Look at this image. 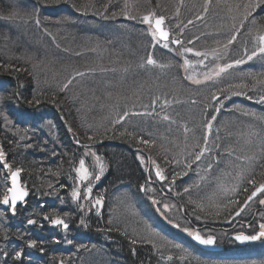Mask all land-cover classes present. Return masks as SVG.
I'll use <instances>...</instances> for the list:
<instances>
[{
  "label": "trees",
  "instance_id": "16d2710c",
  "mask_svg": "<svg viewBox=\"0 0 264 264\" xmlns=\"http://www.w3.org/2000/svg\"><path fill=\"white\" fill-rule=\"evenodd\" d=\"M28 8L33 11L32 17L40 21L38 25L55 33V44L50 41L45 45L47 57L29 59L14 51V44L0 32V151L4 161L0 159V264L177 262L178 257L169 251L174 244L163 239L159 230L147 222L150 211L139 201L143 197L142 189L149 185L140 159L154 161L162 169L165 167L166 178L171 183L174 180L177 189L184 182L185 174L180 171L177 153L167 136H156L129 116L123 120L126 111H142L152 99V92L159 90L128 94V104L123 111H115L117 107H124L115 95L112 103L116 105L111 104L110 108L115 115L104 112L97 116L95 103L98 98L90 91L107 84L103 80L105 73L99 82L94 79V69L99 67V62L105 61L88 52L97 38L103 42L107 36L105 31L83 29L93 23L99 27L105 23L127 25L130 29L126 35L120 31L122 34H117L115 39L126 38L133 42L128 51V74L148 73L138 70L143 57H150L171 69L176 65L179 86L184 87L177 92L181 101L187 99L184 98L185 88L191 90L187 89L191 93V103H197L200 110L211 97L216 96L222 103L227 97H237V102L226 105L219 115L216 124L220 140L223 125L229 122L243 124V129H251L259 136L261 126L254 119L243 120L250 113L264 121V102H260L264 84L257 83L264 80V55L247 60L245 50L248 55L258 51L257 37L264 35V0H211V3L208 0H0V24L12 22L17 13L23 14L22 17L30 16ZM149 13L164 17L169 26H178L183 45L191 49L193 56L206 58L208 66L212 67L207 59L219 56L225 64H234L236 60L245 62L215 88L211 87L212 94L209 89L188 86L182 78L183 66L174 63L171 55L152 49L149 35L136 27ZM76 29H79L77 39ZM89 34L87 38L91 41L88 43L85 35ZM233 35L236 39L229 44ZM42 59H48L51 65L46 76L39 68ZM109 69L114 70L110 83L126 87L128 80L118 78L121 67L110 65ZM77 79L85 80L81 90L74 87ZM139 84L147 85L144 81ZM132 87L127 90L131 91ZM237 92L242 94L236 95ZM97 102L105 103V97L99 96ZM197 132H194L195 139L203 141ZM142 139L150 143L142 144ZM98 144L96 148L84 147ZM196 146L193 148L199 152L200 147ZM259 152V160L242 179L235 196H220L219 190L213 198L206 192L196 196L189 193L182 196L185 200L180 202L184 213L193 220L196 218V225L201 227H216L232 219L252 191L264 183V144ZM96 156L107 167L106 176L94 194L96 199L103 198L101 210L92 207L81 212L79 202L72 196L76 171L81 160L88 157L94 161L92 157ZM5 165L11 166L9 171L21 169L22 184L29 194L24 206L13 213L2 208V197L10 188V174ZM213 178L217 180L218 175ZM214 197H218L217 200ZM246 215L247 212L243 218ZM57 217L64 219L68 229L52 227L51 220ZM29 220L36 223L29 224ZM133 240L136 243H132ZM31 241H36L35 247L30 246ZM67 243L70 244L68 248ZM17 252L22 253L19 259H16Z\"/></svg>",
  "mask_w": 264,
  "mask_h": 264
},
{
  "label": "rangeland",
  "instance_id": "374dc122",
  "mask_svg": "<svg viewBox=\"0 0 264 264\" xmlns=\"http://www.w3.org/2000/svg\"><path fill=\"white\" fill-rule=\"evenodd\" d=\"M27 12L30 13V16L28 17H22L23 14L17 13L13 20L14 22L4 21L0 24V32H4L5 35H7L6 39L14 44V51L20 52L22 56L29 59H35L38 57L43 58V55L47 57L48 52L44 50V48L50 41L55 44L53 38L55 33L52 31L50 33L46 31L43 26L38 25L36 20L32 17L33 11L31 9L28 8ZM154 20L155 19H153V21ZM136 27L140 28L143 33L146 32L149 35L151 40L150 46L152 49L161 50L167 56L171 55L170 57L174 58L172 60L175 61L174 63H180L181 66H183V70H181L182 78L190 87L209 89V93L212 94L210 88H215V85L220 83L223 79L228 78L229 74H232L240 65L234 63L231 68L227 69V71L220 72V74L217 75L216 73L219 71V68L228 65V63H223V58H220V56L217 58L212 57V59H207L208 63L212 66L210 67L205 64L206 58L193 56L191 51H187V48L183 45L181 32L178 26H169L166 24L165 20V28L169 30L171 34V40L168 43H162L157 38V35H152V32L154 31L153 23L152 25H149L140 21ZM96 29L101 33H104L105 31L107 37L103 42L97 38L95 43L91 44L92 46H90L88 54L97 56V58L103 57L105 62H99V67L94 69V79L96 82H99L103 78V73H105L103 80H106L107 84L90 91L93 96L98 99L99 96L103 95L106 101L105 103H98V99L96 100L95 114L99 116L100 114L107 112L106 114L109 116L115 115V112L110 109L112 105H116L112 103V99H115L116 97L115 95H117L118 101L124 105L122 109L117 107L115 111H123L127 107L128 96L134 92L139 90L146 91L147 89L159 90L158 92H152V99L142 111H136V113L126 111L124 114L126 117H123V120L129 116V118H133L136 122L138 121V123L144 125L146 130H150L152 133L156 134V136H167V140L171 141L169 144L173 145L171 148L177 153L176 161L180 163V171L185 174L184 182L181 183L182 185L180 189H177L176 182L171 183L169 182L170 179L166 178L167 170L165 167L162 169L161 165L159 166L156 163H152L151 160L149 164L148 159L145 161L140 159L142 166L148 174L149 181V185H145L144 189H142V199H139L141 203L143 202L144 206H147L148 211L151 212H149L147 222L152 227H155L156 230H159L158 232L163 236V239H167L174 244V247H171L169 251L178 257L177 262L167 264H264V237H261L251 245L244 246L246 248L241 247L243 249H240V246L233 239L235 244L239 247L234 246V244L229 242V248H231L229 252L222 255V257H209L205 253L200 252V250L198 251L197 247L195 248L190 240L192 237L190 233L195 232L191 228V223L196 225L197 223L195 220L197 219L194 217L195 219L193 220L188 217L184 213L185 211H183V207L180 204L181 201L185 200L182 196L189 193H191L192 196H196L199 193L206 192L209 197L213 198V195L219 190L220 192H218V194L220 196H235L238 192L239 185H241L242 179L245 178L250 170H252L254 164L261 156L259 151L260 146L264 144V121L260 118H256L250 113L246 114L247 116L244 117L243 121L254 119V121L261 126L262 130H258L259 136L251 129H243V124L241 126L238 122L234 124L229 122L228 124L223 125L224 131L222 133L221 141L220 136H217L219 126L216 123H218L219 115L224 107L231 102H237L236 96L227 97L224 103L219 102V99L216 98V96L211 97L209 103L200 110L197 103H191V93L189 92L191 90L187 88L189 90L187 91L185 88L184 98L187 99L181 101L177 92L179 90H184V87L179 86L176 65L172 67L174 69H171V67L163 66L164 63L157 61L155 64H148V59L143 57L144 59L142 58L139 62L138 70L142 72L148 71V73H136L130 75L126 72L128 67L127 58L129 48L133 47V42L126 38L115 39V36L121 32H125L124 35H126L130 28L127 25L115 26L113 23H105L104 26L99 27L97 23H93L86 25L83 31H96ZM78 32L79 29H76L74 34L75 39H77ZM85 36V41L89 43L91 40L87 37L91 35L89 34ZM11 37L13 40H10ZM79 37L82 36L80 35ZM172 41H179V43H176L175 45V48H178V50H172L170 46ZM81 42H83V40H81ZM165 44L168 46L164 47ZM258 47L259 40L257 48ZM63 55L66 54L63 53ZM66 56L69 57V55ZM113 58H115L116 61H112ZM80 60L82 61L83 58ZM40 61L41 65L39 68L41 69L42 74L46 76L45 73H48L51 70L50 62L48 59H42ZM185 61L188 63L186 64ZM110 65L121 67V70H119L118 73V78L120 80H128V83L125 84L126 87L123 85L119 86V84H115L114 86L110 83V80L112 81V76L114 75V70L109 69ZM206 76L210 77V79H205ZM195 80H200L201 83L197 84L194 82ZM142 81L146 82L147 85H140L139 82ZM83 82H85L84 79L75 80L74 87L81 90ZM151 83L153 84L150 86ZM130 86H134L131 88V91L127 90ZM125 95L127 97H125ZM253 106L254 105L252 104V107ZM257 106H259V104ZM199 117L202 118L198 120ZM213 117H215V119H213ZM208 124H211V129L207 127ZM249 125L250 123L247 126ZM247 126L245 127L247 128ZM196 130L198 131L197 134L199 139H202L203 141L195 139L196 134L194 132H196ZM194 145L200 147L199 152L195 151L193 148ZM99 146L100 144L84 147L96 148ZM226 151L227 154H225ZM201 152H203V155L200 156V159H195L196 155ZM92 158L94 161H90L88 157L83 159L84 166L90 174L87 179H80L81 174L78 172L80 164L76 171L77 180L74 191L80 193V198H73L75 201L79 202L81 212L83 210L89 211L92 207L93 209L101 210L102 206V204L100 206L95 205L96 198L94 194L96 189L101 186L106 176L107 167L102 163L104 170L101 172V162H97L94 157ZM190 162L192 166L191 168H188L187 166ZM157 165L159 166V171L163 177H165L162 181L163 185L160 186L162 192L159 191V195L154 184L162 183L154 173V168L157 169ZM7 173L11 174V171H7ZM96 176H99V179H96ZM213 176L216 177L217 180H214ZM88 187L92 188L90 195L87 193ZM167 188L170 189L169 192L166 191ZM185 188H187L188 191H185ZM167 197L176 198L179 204ZM215 198L218 197H214V200H217ZM261 200H264V198H257L255 200L256 202L253 201L244 210L240 217L230 219L226 224L230 225L233 222L241 221L245 212H247V215L244 218L252 217L256 208H262L264 206V203L260 202ZM207 203L209 204V202ZM251 205L252 207L249 208ZM240 209L237 212H239ZM256 221L258 229L255 235L260 231L259 225L264 223V211L257 214ZM126 224H128V221H126ZM160 228L162 229L160 230ZM185 229H187V231H185ZM232 245L234 247H232ZM69 246L70 244L67 243L66 247L68 248Z\"/></svg>",
  "mask_w": 264,
  "mask_h": 264
},
{
  "label": "snow or ice",
  "instance_id": "6c2138e0",
  "mask_svg": "<svg viewBox=\"0 0 264 264\" xmlns=\"http://www.w3.org/2000/svg\"><path fill=\"white\" fill-rule=\"evenodd\" d=\"M208 3H211V0H208ZM205 11H207V8H205ZM153 19H155V25H154V31L152 32L153 36H156L157 33H159V36H161L164 40H167L169 38V33L164 31V29L162 28V25L164 23V17H156L155 13H149L148 15H145L143 17V22L152 25L153 23ZM244 19H247V16L244 17ZM191 22V21H190ZM36 23L39 24L40 21L36 20ZM253 23H255V21H253ZM241 27H243V24H241ZM236 39V36L233 35V37L228 41L229 44H231L234 40ZM257 39L259 40V47H258V51L254 50L251 55L247 54V50H245V55L247 56V60H252L253 57L258 56V55H264V35H259L257 37ZM176 43H179V41H176ZM168 45L165 44L164 47H167ZM225 47H227V45H225ZM187 51H191V49H187ZM197 55H202L201 53H196ZM244 60H236L235 64L239 65L241 63H244ZM148 64H155L156 61L151 59L150 57L147 60ZM185 63L187 64L188 62L185 61ZM232 64H228L225 65L223 67L219 68V71L216 73L217 75L220 74V72H224L227 71V69L231 68ZM82 75V74H81ZM191 79V77H190ZM205 79H210V77L206 76ZM195 83L199 84L201 83L200 80H195ZM257 83L260 84H264V80H260L257 81ZM65 87H67V85H65ZM242 87H246V85H243ZM236 95H241L242 93H235ZM2 99V98H0ZM36 103H39V100L35 101ZM260 102H264V96L260 97ZM218 111V109H217ZM213 119H215V117H213ZM207 127L209 129H211V124H208ZM91 139V138H90ZM140 143L142 144H149L150 142L148 140H141ZM95 155V154H93ZM203 155V152L199 153L196 155L195 159L199 160L200 156ZM3 158V152L0 151V159ZM97 162H100L101 158L99 156L95 157ZM153 163H155L153 161ZM5 167H11L10 165H5ZM188 168H191V164H189L187 166ZM157 172L156 175L159 176L161 179H164L165 177H163V175L161 174V172L159 171V166L157 165ZM104 170V166L102 163H100V171L103 172ZM21 169H16V171L14 173H12V187L7 189V192L3 195L2 197V203L9 205L12 209L13 212H15V207H16V203L17 201H23L25 199V197L28 195L27 191H25L23 188L17 186V182H16V178L19 176ZM78 172H80V179L84 180L87 179L88 176L90 175L87 171V169L84 166V161L81 160L80 161V168L78 169ZM177 175H179V173H177ZM96 179H99V176H96ZM173 182H175L173 180ZM185 191H188L187 188H185ZM92 192V188L88 187L87 188V193L90 195ZM257 193H264V184H261L258 188H256L254 191H252L251 195L248 197V200H251L252 197L256 196ZM72 196L76 199L80 198V193L78 191H73ZM103 198L99 197L95 200V205L96 206H100L102 204ZM261 203H264V200L260 201ZM235 203V202H233ZM167 207V206H165ZM240 211H243V208L240 209ZM237 215H239V212L236 213ZM45 219L47 220L48 217L45 216ZM29 224H35L36 221L35 220H29L28 221ZM51 223L54 225H59L62 226L64 229H68L69 225L67 223H65L64 219L62 218H55L53 220H51ZM81 223H83V221H81ZM260 231L258 232V234L256 235H244V234H239L235 237L236 240L239 241H252V240H257L260 239L261 237H264V223L259 225ZM185 231H187V229H185ZM190 235H192L197 241H199L201 244H205V245H212L215 243V238L212 236H208L207 238L202 237L198 232H193L190 233ZM132 243H136L135 240L132 241ZM31 247H35L36 246V241H31L30 243ZM22 253L17 252L16 253V259H19L21 257Z\"/></svg>",
  "mask_w": 264,
  "mask_h": 264
},
{
  "label": "flooded vegetation",
  "instance_id": "af4514ba",
  "mask_svg": "<svg viewBox=\"0 0 264 264\" xmlns=\"http://www.w3.org/2000/svg\"><path fill=\"white\" fill-rule=\"evenodd\" d=\"M147 176H148V174H147ZM154 184H155L156 188H158V190L160 192H162V190H161L162 188L160 186L163 185V182L162 183H157V184L154 183ZM166 191L169 192L170 189L167 188ZM167 198L168 199L170 198L175 203H178L177 199L174 198V197H172V198L171 197H167ZM261 198L262 199L264 198V194H262L259 197V199H261ZM252 205L249 208H251ZM262 211H264V206L262 208L261 207L256 208L252 217H250V218H241V221H239V222L238 221L237 222H233L230 225L229 224H226V222H222L219 226H216V227H213L211 225H209V226L206 225L205 227H201V226H197L195 224L193 225L191 223V228L195 232L200 233L205 238H207L208 236L215 237V239H216V245L217 246H221L223 248L222 251H216V252L203 251V250H200L199 248H197V250L198 251L200 250V252L205 253L209 257L210 256H212V257H222V255H225V254H227L229 252V250L231 248V247L229 248V244L230 243L234 244V246H238L233 241V237L235 235H239L241 233L244 234V235H255V233L257 232V229H258V224H257V221H256L257 214L259 212H262ZM234 246L232 245V247H234ZM244 248H246V247H244ZM240 249H243V248L240 247Z\"/></svg>",
  "mask_w": 264,
  "mask_h": 264
},
{
  "label": "water",
  "instance_id": "95a60500",
  "mask_svg": "<svg viewBox=\"0 0 264 264\" xmlns=\"http://www.w3.org/2000/svg\"><path fill=\"white\" fill-rule=\"evenodd\" d=\"M154 25H155V20L153 21V29H154ZM162 28L164 29V31L168 32L169 33V38L167 40H164L161 36H159V33H157V38L159 39L160 42L162 43H168L170 42L171 40V34L169 32V30H167L165 28V20H164V23L162 25ZM174 46L176 45V42L175 41H172L171 42ZM63 120V118H62ZM148 158V157H147ZM149 160V159H148ZM1 162L3 163V159H1ZM5 170L9 171L10 168L9 167H5ZM16 170L14 171H11V174L9 176V182H10V187H12V173H14ZM156 172H157V169L154 168V173H155V176L158 178V180L160 182L163 181V179H161L159 176L156 175ZM16 182H17V186L23 188L25 191H27V189L24 188L23 184H22V180H21V173H19V176L16 178ZM264 184V183H262ZM259 187V186H258ZM28 193V191H27ZM263 193H257L256 196L252 197L251 200H246L244 205H243V211H239V215L235 214V216L232 218V219H236L238 217H240L242 215V213L244 212V210L253 202L255 201L259 196H261ZM29 198V194L25 197V199L23 201H17L16 203V208L20 207V206H24V204L26 203V201L28 200ZM2 208H4L5 210H11V212L13 213L11 207L9 205H6V204H3L2 203ZM230 223V222H229ZM59 225H54L52 224V227H58ZM64 229V228H63ZM66 230V229H64ZM200 234V233H199ZM201 235V234H200ZM202 236V235H201ZM237 236V235H236ZM234 236V240L237 242V244L240 246V247H244V246H247V245H251L253 243H255L257 240H252V241H239V240H236ZM203 237V236H202ZM213 237V236H212ZM215 238V237H214ZM191 242L193 243L194 246H196L197 248H199L200 250H203V251H208V252H216V251H222L223 248L221 246H217L216 245V239H215V243L212 244V245H205V244H201L199 241H197L193 236L190 238ZM59 264H64L62 262H60Z\"/></svg>",
  "mask_w": 264,
  "mask_h": 264
}]
</instances>
